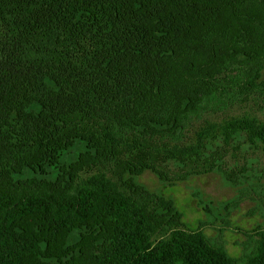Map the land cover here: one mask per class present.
I'll return each mask as SVG.
<instances>
[{
  "label": "trees",
  "instance_id": "trees-1",
  "mask_svg": "<svg viewBox=\"0 0 264 264\" xmlns=\"http://www.w3.org/2000/svg\"><path fill=\"white\" fill-rule=\"evenodd\" d=\"M252 96L264 0H0V264H264L140 181H180L157 149ZM239 131L264 145V124Z\"/></svg>",
  "mask_w": 264,
  "mask_h": 264
},
{
  "label": "rangeland",
  "instance_id": "rangeland-1",
  "mask_svg": "<svg viewBox=\"0 0 264 264\" xmlns=\"http://www.w3.org/2000/svg\"><path fill=\"white\" fill-rule=\"evenodd\" d=\"M243 119L264 124V99L252 96L207 116L206 124L195 125L182 143L160 146L155 167L180 181L159 180L152 172L140 180L148 192L172 202L183 215V228L203 231L233 259L264 248V145L242 131L230 137L223 133L224 126ZM136 239L153 242L145 230Z\"/></svg>",
  "mask_w": 264,
  "mask_h": 264
}]
</instances>
